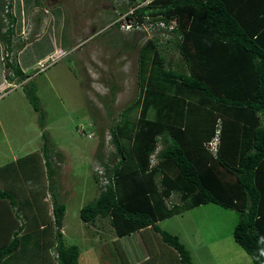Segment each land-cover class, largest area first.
<instances>
[{
	"label": "trees",
	"instance_id": "trees-1",
	"mask_svg": "<svg viewBox=\"0 0 264 264\" xmlns=\"http://www.w3.org/2000/svg\"><path fill=\"white\" fill-rule=\"evenodd\" d=\"M36 3L0 0V83L3 78L22 82L29 77L23 68L54 49L55 16L37 39L27 41L16 34L21 30V11L27 15ZM128 3L133 9L127 17L134 25L158 20L175 24L165 46L152 36L138 47V90L109 128L115 151L106 159L101 151L96 155V166L103 167L108 181L98 185L94 200L80 207L79 217L87 223L108 218L116 241L150 228L173 250L176 264H193L179 236L158 221L211 202L238 213L234 241L252 264H264V0ZM169 44L178 50L180 61L163 55ZM34 46L33 57L21 65L17 53L22 49L20 56L29 57ZM22 87L39 111L31 78ZM217 130L219 142L213 152L207 142ZM51 157L45 158L46 166ZM93 175L98 182L96 171ZM0 199H7L18 213L12 192L0 188ZM52 210L53 241L47 222L40 230L21 235L15 231L0 245V264H18L20 251L41 255L49 249L54 250L52 264H78L79 246L66 245L57 228L65 204L54 201ZM45 233L48 241L39 242ZM118 248L123 257L124 249Z\"/></svg>",
	"mask_w": 264,
	"mask_h": 264
},
{
	"label": "rangeland",
	"instance_id": "rangeland-1",
	"mask_svg": "<svg viewBox=\"0 0 264 264\" xmlns=\"http://www.w3.org/2000/svg\"><path fill=\"white\" fill-rule=\"evenodd\" d=\"M36 2L27 15L21 11V30L28 27L32 32L26 40L39 37L36 34L40 35L55 16L57 32L52 25L51 36L60 48L51 54L52 59L47 57L41 69L37 64L28 67V78L9 82L0 90V181L8 185L6 190L15 191L16 198L30 202L35 210V217L29 219L32 225L35 219L46 222L52 199L65 203L64 242L79 245V264H138L139 260H135L140 257L130 250H135L137 234L118 238L117 243L124 249L122 257L108 218H101L94 225L97 230L91 227L84 231L79 209L99 193L91 175L97 165V151H101L103 159L115 151L109 128L120 113L127 111V104L138 90V47L152 36H157L159 44L165 46L172 34L154 23L134 25L127 17L133 9L128 0ZM162 52L174 62L181 60L171 44ZM29 78L35 86L39 111L33 108L22 87ZM40 114L43 128L39 124ZM47 156L51 157L49 166L44 164ZM48 214L52 217L50 210ZM237 218L235 210L209 202L166 218L158 225L179 236L190 250L193 264H252L250 256L232 237ZM96 231L104 236H96L98 240L87 237ZM47 234L39 242L48 241ZM145 240L149 244L162 242L157 238ZM164 246L170 249L166 250L169 256H163L159 245L152 244L153 256L146 264L171 263L175 254ZM87 248L94 255L100 250L99 257L97 252L96 256H87ZM19 253V264L55 261L53 249L41 255Z\"/></svg>",
	"mask_w": 264,
	"mask_h": 264
},
{
	"label": "crops",
	"instance_id": "crops-1",
	"mask_svg": "<svg viewBox=\"0 0 264 264\" xmlns=\"http://www.w3.org/2000/svg\"><path fill=\"white\" fill-rule=\"evenodd\" d=\"M46 30V29H45ZM45 30L39 35V37L45 32ZM37 37V38H39ZM35 38V39H37ZM30 44V42H28L26 46H28ZM55 46H54V49L53 51H51L49 54H47L46 56H44L43 58H41L39 61L41 60H44L46 59L47 57H49L52 53H54V51L57 50V48H60L58 47V44H57V41H55ZM30 52L29 53V57H25V56H20V50L18 53H17V57H18V61L21 63L22 65V62L23 63H27L32 57V53H35V46L34 47H30L29 48ZM37 61V62H39ZM37 64V63H36ZM23 68V67H22ZM27 68H23V70H26ZM5 79L3 78L2 82L0 83V90H2L5 86V84L7 85H10L9 82H5ZM61 153H58L57 155L59 156ZM65 157V156H64ZM18 159V158H17ZM45 164V162H44ZM94 172L92 170V178H93V182H94V185L96 184L97 186V189L98 191L99 190V187H98V184L94 178ZM56 175V173H55ZM0 188L1 189H6L5 185L8 186L7 184H3L2 181H0ZM12 194H14V198L16 199V201L18 202V205H19V208H18V213H15V206H11L9 201L7 199H0V245L5 242L10 236H12V234L15 232V231H18V235H21V234H24L26 231H29V230H32V229H42V227L45 225V221H40L39 219H35L34 222H33V225L29 222V219L30 217L34 218L35 217V210L33 209L32 205L30 204V202L27 200V201H23L22 199H19V198H16L17 195H15V191H11ZM99 193H97L98 195ZM96 195V197H97ZM54 196V194H51L50 195V198L52 199ZM18 197V196H17ZM53 199H52V205L50 207H47V215H48V222H49V225H50V228H49V237L52 241L54 239V230L56 229V227L54 226V219H53V210H52V207H53ZM65 204V203H64ZM51 211V214H52V217L50 216L49 217V214H48V211ZM66 214V205H65V210H64V213H63V216H62V220H61V223L60 225L57 227L59 228L61 234H62V239L64 241V237H63V219H64V215ZM23 218V219H22ZM81 219V218H80ZM46 220V222H47ZM82 220V219H81ZM100 219H97L94 223H87V222H84L83 220V225H84V231H86V229L88 228H91V227H95V230H97V227L94 226V225H97L98 221ZM47 222V223H48ZM160 222V221H158ZM22 228V229H21ZM112 231H113V228H112ZM137 234V242H135L134 244V247H135V250L130 248V250L138 256L140 258H137L135 261H138L139 263L138 264H146V260H148L149 258H152L153 256V253L151 252L152 250V244L156 245H159V248H161V252H162V255L163 256H169L166 254V250H170L169 248H165V244H162V242H154V243H148L145 239H148L150 240L151 238H157L159 239V236L157 233H155L152 229L150 228H146V229H143L142 231H136L130 235H127L128 237L131 238V235H136ZM39 235H42L41 231H39ZM100 235L101 238L102 236H104L103 234L101 235V232L99 234V231H96L95 234H91V235H87L88 236H93L94 238H92L91 240H98V238H96V236ZM125 237V236H123ZM22 238V237H21ZM86 237H84L83 235V239H85ZM113 239L115 240L116 242V246L118 248V244H117V239H116V236H115V233H114V237ZM88 241V240H87ZM89 242V241H88ZM95 242V241H93ZM98 242V241H97ZM65 243V242H64ZM94 244V243H93ZM151 245V247H150ZM79 246V245H78ZM79 250L80 247H79ZM100 250H97V257H99V252ZM87 252L88 254H86L87 256H96V252H95V255H94V252L92 249H88L87 248ZM16 253H18V250L16 251ZM165 253V254H164ZM12 256V255H11ZM11 256H8L6 259H10ZM81 256V252H79V257ZM79 257H78V264H79ZM172 258V261L171 263H168V264H172L174 262H176V258L175 256L174 257H171ZM140 259H143V260H140ZM19 264V263H18Z\"/></svg>",
	"mask_w": 264,
	"mask_h": 264
},
{
	"label": "built area",
	"instance_id": "built-area-1",
	"mask_svg": "<svg viewBox=\"0 0 264 264\" xmlns=\"http://www.w3.org/2000/svg\"><path fill=\"white\" fill-rule=\"evenodd\" d=\"M138 2H141L140 5H143V4H147L149 3L151 0H137ZM139 4V3H138ZM14 10V9H13ZM149 24H153V23H149ZM156 25L157 28H163V30H167V31H172L173 30V27H174V24H175V21L174 23L170 22L168 25L164 22V21H161V20H158L154 23ZM130 26V25H129ZM31 28H25V29H22L20 31V36L23 38V39H27L29 37V35L32 34V32H30ZM162 30V29H161ZM36 36H39V34H36ZM50 59L53 58V56H49ZM48 58L44 59V60H41L37 63V65L39 66V68L41 69L43 66H44V63L47 61ZM79 131H83L82 127L79 128ZM88 136H90V134H88ZM219 135H218V130L215 132V135L207 142V148L211 151H215L217 146H218V142H219ZM95 171H96V174H97V180H98V183L99 185H104L105 183H107V177L105 175V172L103 170V167L102 166H96L95 167Z\"/></svg>",
	"mask_w": 264,
	"mask_h": 264
}]
</instances>
